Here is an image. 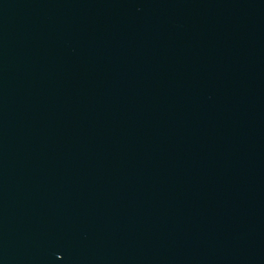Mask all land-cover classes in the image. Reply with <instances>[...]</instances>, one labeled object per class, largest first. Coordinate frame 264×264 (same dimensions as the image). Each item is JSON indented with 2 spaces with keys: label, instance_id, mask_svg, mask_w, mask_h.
Returning a JSON list of instances; mask_svg holds the SVG:
<instances>
[{
  "label": "water",
  "instance_id": "95a60500",
  "mask_svg": "<svg viewBox=\"0 0 264 264\" xmlns=\"http://www.w3.org/2000/svg\"><path fill=\"white\" fill-rule=\"evenodd\" d=\"M0 264H264V0H0Z\"/></svg>",
  "mask_w": 264,
  "mask_h": 264
}]
</instances>
